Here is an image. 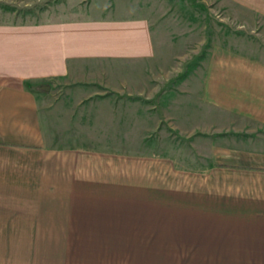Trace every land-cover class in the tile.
I'll list each match as a JSON object with an SVG mask.
<instances>
[{"label": "crops", "instance_id": "1", "mask_svg": "<svg viewBox=\"0 0 264 264\" xmlns=\"http://www.w3.org/2000/svg\"><path fill=\"white\" fill-rule=\"evenodd\" d=\"M220 2L249 30L168 79L166 47L182 40L146 16L0 22V264H43V239L69 238L74 199L131 180L165 131L189 139L208 177L236 175L218 194L245 196L246 234L264 239V0Z\"/></svg>", "mask_w": 264, "mask_h": 264}, {"label": "rangeland", "instance_id": "2", "mask_svg": "<svg viewBox=\"0 0 264 264\" xmlns=\"http://www.w3.org/2000/svg\"><path fill=\"white\" fill-rule=\"evenodd\" d=\"M96 10L146 16L161 40L181 39L166 47L159 69L166 79L186 74L211 44L251 26L239 24L237 11L220 0H0V22L31 23ZM172 86L166 91L175 90ZM160 136L156 146L138 149L150 151L149 158L133 156L131 180H107L102 194L74 199L78 211L70 213L69 238L43 239L41 263L264 264V239L246 234L247 198L218 194L221 186L236 190V175L208 177L210 164L193 155L189 139L168 131Z\"/></svg>", "mask_w": 264, "mask_h": 264}]
</instances>
